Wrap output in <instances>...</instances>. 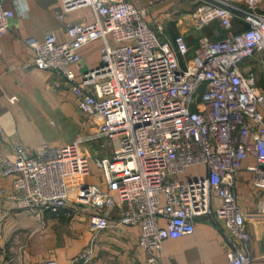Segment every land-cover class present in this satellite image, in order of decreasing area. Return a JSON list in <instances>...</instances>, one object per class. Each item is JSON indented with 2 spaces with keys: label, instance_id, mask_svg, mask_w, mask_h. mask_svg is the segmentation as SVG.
Wrapping results in <instances>:
<instances>
[{
  "label": "built area",
  "instance_id": "built-area-1",
  "mask_svg": "<svg viewBox=\"0 0 264 264\" xmlns=\"http://www.w3.org/2000/svg\"><path fill=\"white\" fill-rule=\"evenodd\" d=\"M194 1L198 29L218 21L227 35L203 36L193 52L184 35L169 40L165 27L152 26L130 0H62L61 20L91 8L96 21L67 24L63 43L54 33L44 42L28 40L37 68L75 83L79 108L96 128L68 145L42 143L33 156L20 148L15 161L0 163V174L13 178L11 199L19 210L72 216L71 205L84 203L95 235L139 226L140 246L159 253L165 241L194 234L198 219L208 215L222 223L230 264H254L235 187L249 156L258 161L257 176H264V88L245 66L259 56L264 64V0ZM14 18L0 4V43ZM99 40L101 65L77 82L71 67L82 62L83 47ZM99 143L115 148L93 156ZM93 164L103 171L105 188L82 184ZM192 167L206 173L182 180ZM116 207L120 218L112 221L107 211ZM73 264L100 263L87 251Z\"/></svg>",
  "mask_w": 264,
  "mask_h": 264
},
{
  "label": "crops",
  "instance_id": "crops-1",
  "mask_svg": "<svg viewBox=\"0 0 264 264\" xmlns=\"http://www.w3.org/2000/svg\"><path fill=\"white\" fill-rule=\"evenodd\" d=\"M130 1L146 12L152 26L162 24L169 40L184 35L192 52L203 36L220 40L227 35L218 21L198 29L199 5L194 0ZM0 4L15 12L0 43L1 163L5 159L15 161L20 148L27 156H33L42 143L68 145L96 128V123L79 108L80 94L75 83L37 68L35 51L28 45L30 39L44 42L49 33H54L58 42H66L67 24H92L96 16L91 8H83L61 20L58 12L62 0H0ZM103 44L99 40L81 49L82 62L71 67L77 82L85 71L101 65ZM260 59L249 60L245 66L263 89L264 64ZM95 151H91L93 156ZM258 166L254 156L245 160L236 177L235 194L247 214L250 256L254 264H264V176H257ZM199 171L206 173L204 167ZM81 182L105 188L103 171L94 164L91 174ZM0 190V264H73L87 251L100 264H230L222 223L208 215L198 219L194 234L165 241L161 253L147 252L140 246L139 226H115L95 235L92 210L84 203L71 205L76 210L72 216L65 210L60 214L31 215L19 210L11 199L12 177L0 174ZM77 198L78 188H73L72 199ZM220 203L217 199L214 205ZM120 213L117 207L107 211L112 221L120 218Z\"/></svg>",
  "mask_w": 264,
  "mask_h": 264
},
{
  "label": "rangeland",
  "instance_id": "rangeland-1",
  "mask_svg": "<svg viewBox=\"0 0 264 264\" xmlns=\"http://www.w3.org/2000/svg\"><path fill=\"white\" fill-rule=\"evenodd\" d=\"M264 77V76H263ZM115 148V145H107L106 148H103V144H95V156H106L108 154H111L113 152ZM200 168L201 167H192L189 168L186 172V174L181 175L180 178L182 180H186V179H191L193 178L195 175H198L200 173Z\"/></svg>",
  "mask_w": 264,
  "mask_h": 264
}]
</instances>
